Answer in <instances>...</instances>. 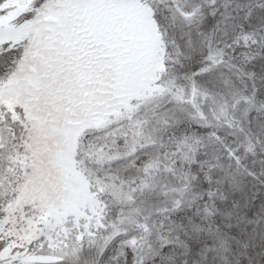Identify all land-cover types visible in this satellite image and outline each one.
<instances>
[{"label": "snow or ice", "instance_id": "6c2138e0", "mask_svg": "<svg viewBox=\"0 0 264 264\" xmlns=\"http://www.w3.org/2000/svg\"><path fill=\"white\" fill-rule=\"evenodd\" d=\"M0 264H264V0H0Z\"/></svg>", "mask_w": 264, "mask_h": 264}]
</instances>
